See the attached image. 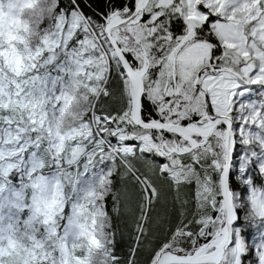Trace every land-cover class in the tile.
Segmentation results:
<instances>
[{
    "label": "snow or ice",
    "instance_id": "obj_1",
    "mask_svg": "<svg viewBox=\"0 0 264 264\" xmlns=\"http://www.w3.org/2000/svg\"><path fill=\"white\" fill-rule=\"evenodd\" d=\"M0 264H264V0H0Z\"/></svg>",
    "mask_w": 264,
    "mask_h": 264
}]
</instances>
